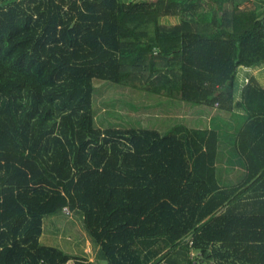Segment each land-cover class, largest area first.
Instances as JSON below:
<instances>
[{"label": "trees", "instance_id": "obj_1", "mask_svg": "<svg viewBox=\"0 0 264 264\" xmlns=\"http://www.w3.org/2000/svg\"><path fill=\"white\" fill-rule=\"evenodd\" d=\"M263 66L264 0H0V264H264V87L237 97ZM96 79L237 130L102 128ZM232 142L246 172L222 185ZM62 213L97 261L42 244Z\"/></svg>", "mask_w": 264, "mask_h": 264}, {"label": "rangeland", "instance_id": "obj_2", "mask_svg": "<svg viewBox=\"0 0 264 264\" xmlns=\"http://www.w3.org/2000/svg\"><path fill=\"white\" fill-rule=\"evenodd\" d=\"M126 2H145L155 0H125ZM174 23L173 18L165 20ZM264 82V80H263ZM96 90V106L98 126L104 128L106 126L116 127H143L156 128L161 132H166L177 124L184 123L183 108L180 101L164 100L158 95L142 91H134L124 84L110 83L104 80H95ZM184 106V102H182ZM190 112H197L198 108L191 106L187 108ZM59 232L57 236H52L51 231L55 229ZM76 234L79 239H86L83 227L78 215L58 214L51 216V219L45 222V235L41 237L42 244L59 246L66 252L74 251L80 254L82 246L72 243V235ZM86 232V231H85ZM82 235V236H81ZM52 236V237H51ZM82 237V238H81ZM96 247L89 245V247ZM73 252V253H74ZM92 253V252H91ZM88 256V254L86 253ZM69 264H74L70 261ZM106 264V263H105Z\"/></svg>", "mask_w": 264, "mask_h": 264}, {"label": "crops", "instance_id": "obj_3", "mask_svg": "<svg viewBox=\"0 0 264 264\" xmlns=\"http://www.w3.org/2000/svg\"><path fill=\"white\" fill-rule=\"evenodd\" d=\"M254 75L257 77V79L260 81L262 86L264 87V66L261 68L257 69H249V68H243L239 71L238 73V91H237V97H239V93L241 92L244 84L248 81V78ZM164 100H169L170 98H163ZM174 101H180L181 106L183 108V111H185L186 114H184V123L183 124H188L189 126H194V127H213L214 126V120L217 122V126L221 128V132L223 131L224 134H233L236 132L237 127L235 126L237 123L235 122V116L229 113H218L216 110H209L206 106L204 105H193L185 102L184 100L181 99H170ZM184 102L187 104L184 106L182 104ZM191 106L198 108L197 112H190L188 111V107L190 108ZM242 114V112H240ZM227 133H226V132ZM236 134V133H235ZM234 134V135H235ZM227 137V135H226ZM227 152L224 154L221 152L218 155V162H217V167H218V178L219 182L222 185H236L240 181V177L244 176L246 172L245 165L243 164V158L238 154L235 145L230 143L229 145V150L225 149ZM51 219V217L49 218ZM48 220V219H46ZM45 220V222H46ZM45 222H44V231L43 235H45ZM84 231V230H83ZM73 228H71L70 235H72V243L80 245L81 251L80 255L82 257H85L89 259L90 261H97V255L99 253V246L95 244L96 247H89V245H94V243L91 241V238L89 235L86 234L84 231L83 235H86V239L82 238L83 240L79 239L76 234H73ZM52 236H57V235H62L59 234V232L55 229H52L51 231ZM41 236V237H42ZM51 236V237H52ZM82 236V235H81ZM58 237V236H57ZM59 239V237H58ZM59 247V246H57ZM60 248V247H59ZM62 249V248H61ZM63 250V249H62ZM74 251L68 252L70 254H75ZM92 252V253H91ZM88 254V256L86 255ZM101 264H105L104 261H99Z\"/></svg>", "mask_w": 264, "mask_h": 264}, {"label": "built area", "instance_id": "obj_4", "mask_svg": "<svg viewBox=\"0 0 264 264\" xmlns=\"http://www.w3.org/2000/svg\"><path fill=\"white\" fill-rule=\"evenodd\" d=\"M65 209H66V211H68L67 208H65Z\"/></svg>", "mask_w": 264, "mask_h": 264}]
</instances>
